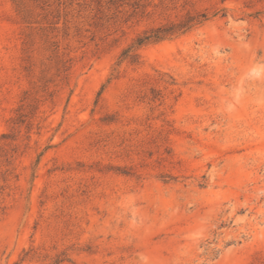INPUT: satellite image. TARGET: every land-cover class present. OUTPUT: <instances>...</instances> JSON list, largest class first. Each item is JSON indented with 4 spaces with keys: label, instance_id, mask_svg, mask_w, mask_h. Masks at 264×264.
<instances>
[{
    "label": "rangeland",
    "instance_id": "obj_1",
    "mask_svg": "<svg viewBox=\"0 0 264 264\" xmlns=\"http://www.w3.org/2000/svg\"><path fill=\"white\" fill-rule=\"evenodd\" d=\"M24 1L0 0V264H264V0Z\"/></svg>",
    "mask_w": 264,
    "mask_h": 264
},
{
    "label": "trees",
    "instance_id": "obj_2",
    "mask_svg": "<svg viewBox=\"0 0 264 264\" xmlns=\"http://www.w3.org/2000/svg\"><path fill=\"white\" fill-rule=\"evenodd\" d=\"M14 2L16 3L23 19L26 22H29L28 18L30 9L28 8L26 2L24 0H14ZM206 20H208L207 13H199L196 15L188 14L187 17L182 21L164 24L146 31L143 35L139 36L133 44L123 51L117 66L113 70L111 79L117 77L119 74V67L124 61L129 60L132 63L139 61L140 55L138 50L141 46L151 42H159L165 39L173 38L192 29L197 24L204 23Z\"/></svg>",
    "mask_w": 264,
    "mask_h": 264
}]
</instances>
